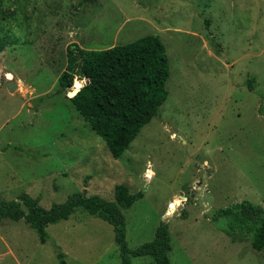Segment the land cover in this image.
<instances>
[{"label": "rangeland", "instance_id": "374dc122", "mask_svg": "<svg viewBox=\"0 0 264 264\" xmlns=\"http://www.w3.org/2000/svg\"><path fill=\"white\" fill-rule=\"evenodd\" d=\"M2 2L14 20L0 53V199L26 193L50 209L86 191L113 202L126 185L144 194L124 213L130 250L165 224L171 264H264V251L213 221L235 203L264 206V0ZM147 35L166 47L169 96L116 159L69 100L86 83L77 77L70 96L59 77L69 48ZM47 233L42 244L24 220L1 222L0 264H61L59 252L66 264H122L114 227L99 217L78 210Z\"/></svg>", "mask_w": 264, "mask_h": 264}, {"label": "trees", "instance_id": "16d2710c", "mask_svg": "<svg viewBox=\"0 0 264 264\" xmlns=\"http://www.w3.org/2000/svg\"><path fill=\"white\" fill-rule=\"evenodd\" d=\"M4 7V3H0V53L9 46L8 34L14 20ZM68 58L66 70L59 77L58 91L67 93L74 89L77 77L89 82L69 100L105 141L112 156L120 158L168 99L166 84L171 69L163 41L159 36L147 35L101 50L69 48ZM254 83L255 79L250 80L251 89ZM79 86L77 83L76 88ZM143 195V192L131 193L126 185H118L113 202L98 195L89 196L85 191L45 209L39 199L25 193L14 201L0 199V223L24 220L37 232L40 242L46 244L49 225L69 220L82 210L113 225L122 264H131V258L143 256L152 257L155 264H171L172 238L165 224L158 227L151 242L134 251L128 247L124 213ZM220 220L226 221L223 232L233 242L249 240L254 249L264 251V206L249 201L235 203L215 213L213 221ZM58 256L61 264H66L65 254L59 252Z\"/></svg>", "mask_w": 264, "mask_h": 264}, {"label": "water", "instance_id": "95a60500", "mask_svg": "<svg viewBox=\"0 0 264 264\" xmlns=\"http://www.w3.org/2000/svg\"><path fill=\"white\" fill-rule=\"evenodd\" d=\"M3 83L8 86L10 92H15L18 89V85L13 80H5ZM88 83L89 82H86V84Z\"/></svg>", "mask_w": 264, "mask_h": 264}, {"label": "built area", "instance_id": "2783aa9c", "mask_svg": "<svg viewBox=\"0 0 264 264\" xmlns=\"http://www.w3.org/2000/svg\"><path fill=\"white\" fill-rule=\"evenodd\" d=\"M81 82L85 83L84 80H81ZM74 90H76L75 87H74V89L70 90V91L67 92V93L70 94V96H71V93L74 92ZM72 94H73V93H72ZM74 95H75V93L73 94V96H74Z\"/></svg>", "mask_w": 264, "mask_h": 264}, {"label": "bare ground", "instance_id": "6f19581e", "mask_svg": "<svg viewBox=\"0 0 264 264\" xmlns=\"http://www.w3.org/2000/svg\"><path fill=\"white\" fill-rule=\"evenodd\" d=\"M7 78H12V76L9 74V75H7Z\"/></svg>", "mask_w": 264, "mask_h": 264}, {"label": "crops", "instance_id": "0c3cea01", "mask_svg": "<svg viewBox=\"0 0 264 264\" xmlns=\"http://www.w3.org/2000/svg\"><path fill=\"white\" fill-rule=\"evenodd\" d=\"M204 177H205V175H204Z\"/></svg>", "mask_w": 264, "mask_h": 264}]
</instances>
